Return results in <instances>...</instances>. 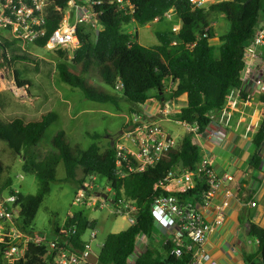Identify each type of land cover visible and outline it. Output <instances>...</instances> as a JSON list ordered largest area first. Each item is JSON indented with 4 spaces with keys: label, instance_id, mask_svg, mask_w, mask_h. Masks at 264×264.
Here are the masks:
<instances>
[{
    "label": "trees",
    "instance_id": "trees-1",
    "mask_svg": "<svg viewBox=\"0 0 264 264\" xmlns=\"http://www.w3.org/2000/svg\"><path fill=\"white\" fill-rule=\"evenodd\" d=\"M48 1L49 34L58 27L63 17L55 11V7L60 6L65 10L67 4L63 0ZM101 1L102 4L95 9L101 13L97 19L101 31L87 25L77 27L80 46L73 52V65L65 61L56 64L59 80L80 91L88 101L111 104L117 111L125 103L129 106V113H139V108L151 98L169 101L186 94L187 107L175 119L182 124L197 125L199 133L204 134L212 123L211 114L223 111L231 89H237L242 84L244 52L261 27L264 0H252L248 4L246 0H219L204 8H193L187 0H137L134 15L137 25L145 26L156 18L160 22L163 14L171 8H174L175 18L180 23L178 45H170V30L156 33L158 44L154 47H143L137 43L136 36L125 33L123 28L130 23V19L116 13L113 6L108 4L111 0ZM211 14L223 16L228 23V30L222 35L219 46L211 43L215 37L208 21ZM16 44L15 41L0 38V66L1 59L8 66H11V61L21 59L18 56L7 59L6 53L13 50ZM44 44L45 40L33 45L43 48ZM61 52L59 54L63 56ZM262 52L264 57V48ZM89 72L101 79L110 90L102 91L94 87L87 80ZM14 75L18 87L30 84L20 81L16 72ZM167 79L178 84L166 94L163 83ZM118 82L122 85L121 91L115 89ZM261 100L264 101V93ZM56 119L54 112L27 123L20 118L0 119V141L13 154L21 156L22 171L33 175L38 183L34 195H23L18 191L16 203L19 214L16 225L26 235L33 236L32 225L36 214L51 191V183L56 181L57 167L62 164L65 180L77 182L79 188L93 176L97 180H104L113 189L114 200L126 198L134 202L137 208L135 224L121 232L107 234L97 254V264H127V260L137 250V238L142 235L150 240L153 235L156 221L151 205L154 197L170 194L159 187L154 191V186L164 180L169 172L179 175L195 169L202 158L200 148L194 143L191 134H185L179 144L156 165L142 173L119 178L116 175L115 144L111 145L108 141L105 146L101 145L102 136L97 133L88 135L93 142L88 148L82 149L79 145H71L65 132L59 131L50 141V150L41 155L39 142ZM253 141L260 152L264 142V110L261 127ZM258 152L253 162L255 167L260 161ZM4 171L5 166L0 160V198L14 193L11 179H2ZM205 190V180L199 178L192 190L177 196L184 203L198 202ZM85 212L78 209L72 212V217H67L61 227L54 226L53 241L60 238L59 247L76 254L89 248V242L83 237L87 231L95 230L97 222L90 220ZM249 236L257 239L259 247L258 254L249 255L246 262L256 264L255 259L259 256L260 264H264V229L250 224ZM6 248L7 245L0 244V264L4 263ZM174 249L175 243L169 234L161 248H155L149 242L144 252L138 254L134 264H190V255L182 253L177 257L173 253ZM54 254L46 243L35 244L31 241L27 244L24 258L14 264H49Z\"/></svg>",
    "mask_w": 264,
    "mask_h": 264
},
{
    "label": "built area",
    "instance_id": "built-area-1",
    "mask_svg": "<svg viewBox=\"0 0 264 264\" xmlns=\"http://www.w3.org/2000/svg\"><path fill=\"white\" fill-rule=\"evenodd\" d=\"M63 1H66L67 4L65 10L60 6L55 7V11L62 14V20L58 27L48 34V0H0V38L19 42L23 47L45 40L43 48L48 51L67 50L74 52L80 46L77 37L79 25H87L96 31H101L102 27L97 23L101 13H97L95 9L102 4V1ZM136 1L111 0L108 4L113 6L116 13L129 18L130 22H135ZM187 1L193 8H204L219 0ZM67 9L72 10L71 13L65 12ZM173 17H175V11L174 8H171L163 14L162 19L171 20ZM158 20L159 18H156L154 22H158ZM179 30L180 23L176 21L171 28L170 45L176 46L180 43ZM263 48L264 26H261L244 52L242 84L251 76L249 60L252 61L257 56V49ZM263 79L262 77L252 78L254 85L261 93H264ZM115 89L121 91L120 82L116 84ZM10 92L17 98L27 96L25 87L13 85L10 87ZM163 112L164 116L169 114L167 110ZM187 127L188 134H191L193 138L199 137L197 125H187ZM205 133L217 143H221L224 137L220 130L212 129L209 126L205 129ZM122 139L124 144L115 146L116 175L119 178L144 172L148 167L156 165L176 145L173 137L168 135L160 125L147 121L141 113L131 114L122 134ZM199 178H203L206 185V190L201 194L199 201L182 202L177 194L192 190ZM19 179L22 180L23 176L20 175ZM232 180V177L227 174L217 176L212 170L208 158L202 157L195 169L179 175L175 172H169L164 180L154 186V191L159 187L170 193L167 196L154 197L151 208L156 223L172 236V241L175 243L173 253L177 257L186 253L190 255V264H217L205 250L204 244L207 237L222 224L224 209L228 203L224 201L215 208L216 216L212 221L205 219L202 210L210 203L221 184ZM96 182L97 178L92 176L77 190L72 204L84 211L108 209L114 217L124 218L129 226L134 225L135 214L137 213L134 202L126 198L114 200L113 189L107 184L98 187ZM174 182L177 184V188L175 191H170L169 185ZM13 191V194L9 193L0 198V244L7 245L3 253V264H14L23 259L29 242L32 241L35 244L44 242L42 238L26 235L17 227L16 220L18 219L19 207L16 202L18 191ZM100 194H105L113 202L103 199ZM255 205L254 201L249 203V207H255ZM68 216L72 217V212ZM62 231L61 229L60 232ZM71 233L74 234V230ZM96 234L95 230H90V239L94 240ZM59 240L60 238H55L49 246L55 253L49 264H90L87 261V257L92 253L90 246L84 252L76 254L59 247ZM138 254L140 253L136 250L134 255L127 260V264H134Z\"/></svg>",
    "mask_w": 264,
    "mask_h": 264
},
{
    "label": "rangeland",
    "instance_id": "rangeland-1",
    "mask_svg": "<svg viewBox=\"0 0 264 264\" xmlns=\"http://www.w3.org/2000/svg\"><path fill=\"white\" fill-rule=\"evenodd\" d=\"M71 11L67 9L65 12L71 13ZM262 16H264V12ZM176 21L177 19L173 17L171 20L163 19L160 22H152L145 26L130 22L123 28V31L136 36L139 45L154 47L158 44L156 33L170 31ZM208 21L215 35L211 43L219 46L222 41V35L228 30V23L219 14L209 15ZM59 51H62L61 53H64V55L60 56ZM6 56L8 60L13 59L14 56H18L21 59L13 62L10 60L11 66L3 63V59H1L0 119L12 120L20 118L27 123L40 120L42 115L48 112H54L57 115V119L47 128L39 142L38 150L41 155L50 150V141L59 131L65 132L71 145H79L82 149H86L93 142L88 135L94 133L101 135L100 143L105 146L107 138L117 139V131L126 127L125 125L121 127L123 119L112 115L113 113L104 112V110H114L111 104L86 102L87 100L84 99L80 91L59 80L56 73V64L59 61H65L67 64L73 65V52L67 50L48 51L34 45L23 47L17 42L13 50L8 51ZM15 72L18 74L20 81L30 83L25 86L27 96L24 98H17L10 92L11 86H17L14 80ZM87 80L99 90H110L92 72L87 75ZM66 101H70V109L68 107L64 108ZM163 126L164 128L167 126L169 131H175L177 128L173 123L168 125L163 123ZM0 160L5 166L2 179H11V190L20 191L23 195H34L37 192L38 183L36 178L22 171L23 162L21 156L13 154L7 148V145L1 141ZM77 174L79 178L80 170L77 171ZM20 175L23 176L22 180L19 179ZM96 185L103 187L106 182L97 180ZM78 188L77 182L65 180V170L63 165L60 164L56 170V181L51 183V191L43 200L34 219L32 225L33 236L42 238L44 243L50 246L54 238V226L61 227L69 213L79 209L72 204ZM87 212V215L97 218L96 228L98 235L94 240H91L90 231H87L83 239L89 242L90 251L93 254H98L99 247L105 236L109 233L123 231L127 228L128 223L119 216L114 217L107 209ZM158 230V225L155 223L153 234L159 235Z\"/></svg>",
    "mask_w": 264,
    "mask_h": 264
},
{
    "label": "crops",
    "instance_id": "crops-1",
    "mask_svg": "<svg viewBox=\"0 0 264 264\" xmlns=\"http://www.w3.org/2000/svg\"><path fill=\"white\" fill-rule=\"evenodd\" d=\"M261 26H264V16L261 17ZM262 51L263 49H257V56L252 61L249 60L251 76L239 88L231 89L225 109L211 114L212 123L209 127L220 130L224 134L222 142H215L206 133L193 138L194 143L200 148L201 157L208 158L215 174L217 176L227 174L233 179L223 182L210 203L202 210L205 219L212 221L216 216L215 208L224 201L228 203L224 209L222 224L216 227L204 244L205 250L217 264H248L246 258L249 255H257L259 247L257 239L249 236V225L254 224L264 229V145L262 144V150L258 152L253 141L262 124L264 101L261 100L263 93L258 91L252 81L255 77L264 78ZM177 84L171 79L165 80L163 83L165 93L170 92ZM86 102L98 104L88 100ZM70 106V101H66L64 108L70 109ZM186 107L187 98L186 94H183L169 101L151 98L138 111L147 121L160 125L168 135L173 137L177 145L181 138L188 134V127L176 121L175 117ZM166 110L169 114L164 116L163 111ZM104 112L113 113L112 115L123 119L121 127L127 126L132 114L129 113V106L125 103L120 105L119 111L109 109ZM163 123L166 125L173 123L177 128L175 131H169L167 126L164 128ZM125 128L117 131V139L107 138L105 143L109 141L115 146L124 144L122 134ZM257 152L260 154V161L255 167L253 162ZM176 188L177 184L174 182L168 189L175 191ZM253 201L256 203L255 207H249V203ZM88 218L97 222L96 217L88 215ZM158 229L159 235L153 234L150 240L142 235L137 238L138 253L144 252L149 242L155 248H161L169 232L160 225ZM95 231L97 237V228ZM255 263H261L259 256L255 259Z\"/></svg>",
    "mask_w": 264,
    "mask_h": 264
},
{
    "label": "water",
    "instance_id": "water-1",
    "mask_svg": "<svg viewBox=\"0 0 264 264\" xmlns=\"http://www.w3.org/2000/svg\"><path fill=\"white\" fill-rule=\"evenodd\" d=\"M252 0H246V4L250 3ZM263 145H264V142H263ZM182 163H180L181 165ZM100 196L103 198V199H107L109 200L110 202H113L111 199H108L107 196L105 194H100ZM87 261L88 263L90 264H97L98 262V256L95 255V254H92L90 253L89 256L87 257Z\"/></svg>",
    "mask_w": 264,
    "mask_h": 264
},
{
    "label": "bare ground",
    "instance_id": "bare-ground-1",
    "mask_svg": "<svg viewBox=\"0 0 264 264\" xmlns=\"http://www.w3.org/2000/svg\"><path fill=\"white\" fill-rule=\"evenodd\" d=\"M137 205V204H136Z\"/></svg>",
    "mask_w": 264,
    "mask_h": 264
}]
</instances>
